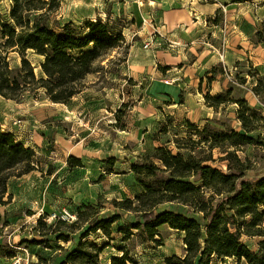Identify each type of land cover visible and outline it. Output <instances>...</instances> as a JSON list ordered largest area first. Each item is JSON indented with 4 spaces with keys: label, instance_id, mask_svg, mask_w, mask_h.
<instances>
[{
    "label": "rangeland",
    "instance_id": "1",
    "mask_svg": "<svg viewBox=\"0 0 264 264\" xmlns=\"http://www.w3.org/2000/svg\"><path fill=\"white\" fill-rule=\"evenodd\" d=\"M233 2L234 6L240 8L239 14L245 15L228 19L226 9L222 8L214 22L224 28V34L230 30L234 50L244 49L243 43L248 37L254 42L256 52L248 62L228 68L224 61L226 41L223 39L219 44L220 69H223V76L236 90V96L248 94L249 104L264 115V73L259 68L264 62V42L261 41L264 39V0ZM252 4L255 13L250 14L249 8V20L246 9L247 5ZM0 9L6 21L11 23L10 0H1ZM85 14H90V0H64L60 9L51 15L50 23L60 31L56 24L63 26L66 20ZM85 23L78 21L75 24L84 26ZM125 24L120 21L118 27ZM133 38L137 39V36ZM207 39L202 36L198 43L202 46L212 44ZM127 44L126 40V44L111 50L97 64V71L85 78L83 90L68 103L51 101L45 89L27 93L20 101L0 96V118L8 117L9 124H12L21 140L36 152L33 172L36 178L25 177L24 195H21L18 177H13L9 186L17 193L7 205L0 203V264H13L17 260L19 264H59L66 252L77 246L82 234L89 228L86 219L92 216L99 219L116 218L112 225V239L102 230L87 237L98 245L109 242L101 255V264H112L114 256L123 255L122 250L129 253L128 264H167V257L175 255L174 252L180 257L185 255L184 233L164 225L159 228L158 241L147 242L143 233L136 228V224L141 222V213L121 207L123 201L134 199L144 191L132 171V165L159 146H166L174 154L185 153V149L177 148L175 139H180L183 146L193 147L189 140H199L202 135L198 130L208 125L244 133L237 119L239 106H222L219 114L210 122L195 124L197 129L186 122L182 126L175 125L172 112L182 114L184 106L179 103L170 106L169 102L163 101L166 97L162 96L164 90H172L179 79L172 73L167 77L160 76L162 82L154 83V88L162 85L163 89L159 88L158 93L162 96L142 100L140 91L146 85L138 86L134 80H125L123 75L122 65L129 49ZM28 58L36 66L38 76H43L40 67L43 57L29 51ZM9 60L12 67L21 64V56L16 51L10 52ZM219 73L220 70L218 76ZM260 78L262 91L256 95L253 88ZM165 80H169V83ZM178 101H185V94ZM154 112L160 116L159 120L152 116ZM165 128L167 132L162 131ZM259 134H262L261 138H258ZM250 135L264 140L263 130ZM202 146L205 149L203 152H209L205 142L197 147L200 149ZM237 153L243 160L248 158L251 161L252 169L246 172L248 178L256 179L264 175V151L261 146L244 145L239 147ZM213 156L211 164L227 172L229 161L223 159V151L215 148ZM5 200L8 198L5 197ZM261 209L264 210V206ZM165 210L202 217L189 213L186 206L171 202L156 208L157 212ZM40 219L42 223H39ZM75 222L73 232L67 233L66 229ZM61 230L69 234L68 242L58 241ZM53 231L57 233L52 234ZM250 238L251 242L245 235L242 241L248 242L256 252L264 237ZM61 246L63 249H60ZM211 259L212 264H246L236 258L218 259L212 256Z\"/></svg>",
    "mask_w": 264,
    "mask_h": 264
},
{
    "label": "trees",
    "instance_id": "2",
    "mask_svg": "<svg viewBox=\"0 0 264 264\" xmlns=\"http://www.w3.org/2000/svg\"><path fill=\"white\" fill-rule=\"evenodd\" d=\"M63 1L10 0L11 23L6 21L0 9V96L20 101L27 93L45 89L51 101L68 103L83 90L85 78L97 71V64L111 50L126 44L123 26L118 27L119 20L97 18L87 20L84 26L67 22L63 26L56 24L60 28L57 31L51 25L50 17L60 9ZM11 51L21 56V64L17 67L11 66ZM29 51L43 57L40 62L43 76L36 73V66L28 58ZM220 67L208 72L207 88L216 79L218 70L223 73ZM203 82L202 78L201 87ZM262 86L260 78L253 88L256 95H260ZM232 92V87L216 95L207 91L206 103L215 109L228 102L237 103V119L244 133L208 125L198 130L202 135L199 140H189L193 147L183 146L180 139H175L177 148L185 149V153L174 154L166 146H159L132 165V171L144 191L134 199L123 201L121 207L141 213V222L136 224V228L143 233L145 240L158 241L156 236L164 225L184 233L185 255L169 256L167 264H212V256L236 258L246 264H264V239L259 242L256 252L242 241L243 235L264 237V210L261 209L264 206V175L248 178L246 172L252 169L251 161L248 158L243 160L237 153L239 147L249 144H258L264 151V140L250 135L264 131V115L247 99L231 98ZM187 123L191 128H198L189 121ZM162 131L167 132V128ZM261 137L259 134L258 138ZM204 142L209 152H203L204 146L198 149V144ZM215 148H220L224 153L223 159L229 161L227 172L211 164ZM35 155L33 148L17 141L13 133L0 126V203L11 201L8 184L12 177H21L35 170ZM168 202L186 206L189 213L202 217L174 210L156 211L159 205ZM86 221L88 230L59 264H101V255L109 242L98 245L87 237L102 230L112 239V225L116 218L92 216ZM39 223H42L41 219ZM76 224L69 226L67 233H72V226ZM61 231L58 241L68 242L69 234ZM55 233L57 231L52 232ZM122 251V256L112 258V264H128L129 253Z\"/></svg>",
    "mask_w": 264,
    "mask_h": 264
},
{
    "label": "crops",
    "instance_id": "3",
    "mask_svg": "<svg viewBox=\"0 0 264 264\" xmlns=\"http://www.w3.org/2000/svg\"><path fill=\"white\" fill-rule=\"evenodd\" d=\"M233 1L90 0V14H85L77 19L70 18L66 20V23H77L78 21L95 20L97 18H101L104 21L119 20L126 23L123 27V34L129 43V49L126 61L122 65L125 80H134L138 86L146 85V88L143 87L141 89L140 96L142 100H147L162 96L158 93H160V89H163V86L158 85L160 89H156L154 88V83L162 82L160 76L167 77L168 74L172 73L179 80L172 86V90H164L165 93L162 97H166V99L163 101L169 102L170 106H176V103L184 106V109H181L182 114L172 112L174 114L172 122L178 126H182L183 123L188 121L198 125L203 122H210L212 118L219 114L222 106H227L223 104L219 109H215L210 107L205 99L207 91L212 95H216L231 87L223 73H219L220 75L218 76L217 74L212 85L206 90V87L204 88L208 72L216 66H221V58L219 56L220 42L223 39L226 41L224 61L228 68L237 63L248 62L255 56L256 50L253 41H250L247 37L243 43L244 49H239L238 52L233 49L230 30L228 29L227 33L224 34V28L214 22L222 8L226 9L228 19L240 18L245 15V13L239 14L238 9L240 8L234 6ZM247 6L246 17L251 20L248 16L249 8L250 14L253 15L255 13L254 5L252 4V7L250 5ZM134 36H137V39L133 38ZM202 36L208 37L207 40L212 42V44L203 46L199 44L198 41ZM146 44H149V46L145 47ZM263 63L259 65L262 73H264L262 70L264 69ZM165 73L166 75H164ZM202 78L204 82L201 87ZM182 94H185V101H178V99H181ZM231 98L249 100L248 94L236 96L234 88ZM227 104L237 103L228 102ZM195 111H197L196 114L194 113ZM152 116L158 120L160 118L158 113L155 112ZM7 119L8 117L5 119L0 118L2 129L13 133L17 141L24 143L27 147H31L24 140H21ZM145 127L144 129H146ZM33 172L18 177L21 195H24L23 185L24 181H26L25 177L36 178ZM16 193V191L13 192L10 189V186L8 187V194L12 195V199ZM247 239L250 242L252 241L249 236H247ZM245 243L250 247L248 242ZM174 253L178 255L176 252ZM244 262L242 261L241 263Z\"/></svg>",
    "mask_w": 264,
    "mask_h": 264
},
{
    "label": "built area",
    "instance_id": "4",
    "mask_svg": "<svg viewBox=\"0 0 264 264\" xmlns=\"http://www.w3.org/2000/svg\"><path fill=\"white\" fill-rule=\"evenodd\" d=\"M149 46V44H146L145 45V47H148ZM165 82H167V83H169V80H165ZM20 263V261L19 260H17L16 262H14L13 264H19Z\"/></svg>",
    "mask_w": 264,
    "mask_h": 264
}]
</instances>
